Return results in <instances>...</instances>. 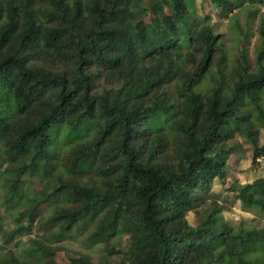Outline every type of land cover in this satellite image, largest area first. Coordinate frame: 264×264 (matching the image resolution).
I'll list each match as a JSON object with an SVG mask.
<instances>
[{
	"label": "trees",
	"instance_id": "trees-1",
	"mask_svg": "<svg viewBox=\"0 0 264 264\" xmlns=\"http://www.w3.org/2000/svg\"><path fill=\"white\" fill-rule=\"evenodd\" d=\"M207 2L0 0V264H264V176L256 223L205 200L236 133L264 157V0Z\"/></svg>",
	"mask_w": 264,
	"mask_h": 264
},
{
	"label": "rangeland",
	"instance_id": "rangeland-1",
	"mask_svg": "<svg viewBox=\"0 0 264 264\" xmlns=\"http://www.w3.org/2000/svg\"><path fill=\"white\" fill-rule=\"evenodd\" d=\"M201 0H193L194 5L195 2L199 3ZM201 5H195L197 9L202 10ZM205 6L206 11H208L209 4L207 0H205ZM245 16L250 19V30L248 32V39L250 40L249 44L247 45L250 61H253V55H254V44L257 41V31L255 28L259 25L261 20L264 22V5L260 6L259 10L254 15H245L244 11L240 12V20L243 22L245 19ZM215 20L214 30L222 36L224 47L229 51V59L228 62H232L233 57L237 54V48L236 43L238 40L234 38L232 35L234 30H228L229 24L226 19H220L217 16L213 17ZM225 30H228L226 34H224ZM258 141L259 143H264V129H260L258 134ZM230 147L232 148L231 154L227 160L228 169H227V177L225 178L224 182H220L218 179H215L212 186L211 191L208 193L210 195L209 197H206V202H212L213 200H216L218 204H226V207L222 209L223 216L231 220L232 222L236 223L240 220L244 219L251 223H256V216L248 210H245L241 207L240 201L236 200L232 202V194L227 191V187L230 185L231 182H251L255 178H257L260 175L264 176V157L260 159L261 167L260 168H253L251 164L252 159V143L248 137L245 135H240L236 133L234 137L230 140ZM214 198V199H213ZM30 200V196H24L22 198V206L23 208L26 203ZM41 207L47 206L46 202H42ZM202 208V207H200ZM199 208V210H200ZM50 214V210H45L43 214V219L47 218V216ZM195 212L191 211L187 214V219L190 222H195ZM5 225L7 228L12 227V221L9 218H7L5 221ZM67 246L76 252H88L86 249L85 244L79 240L76 239L74 241H70L67 243ZM90 252H93L92 250ZM94 253V252H93ZM92 253V255H93ZM96 253V252H95Z\"/></svg>",
	"mask_w": 264,
	"mask_h": 264
}]
</instances>
